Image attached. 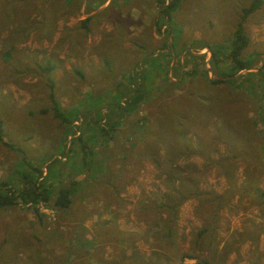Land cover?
I'll list each match as a JSON object with an SVG mask.
<instances>
[{"label":"rangeland","instance_id":"1","mask_svg":"<svg viewBox=\"0 0 264 264\" xmlns=\"http://www.w3.org/2000/svg\"><path fill=\"white\" fill-rule=\"evenodd\" d=\"M30 1L33 5L29 2L26 14L18 20L13 11L18 13L22 0H0V180L19 183L17 175L22 169L31 178L37 177L28 163L41 168L39 180L46 174L44 165L55 157L53 163L57 165L52 176L43 180V186H56L57 178L64 186L72 179L75 186L69 193L72 201L67 209L53 207L50 201L33 207L17 201L0 208V264H264V229L256 228L264 227V205L253 202V160L247 154L221 160L226 156V145L203 136L202 149L217 163L206 161L205 154L198 152L186 157L180 154L174 160L177 166L185 167L182 172L172 173L194 175L198 190L207 195L183 199L173 224L167 220L173 236L162 240L159 235L167 213L155 212L150 205L167 189L163 183L165 172L158 175L157 168L138 152L142 130L150 119L162 112L167 116L163 118L169 119L164 112L171 110L167 103L174 95L184 94L189 104H171V112L177 114L187 112L193 116L190 104H203L205 114L207 105H212L214 112L228 108L224 85L214 90L206 81L219 78L210 70L209 59L211 52L216 54L217 67L225 68L221 56L228 51L240 9L250 0H179L166 19L157 16L155 0L137 4L114 0L97 10L92 28L88 16L86 30L80 25L82 18L91 13V0ZM128 10L130 16L125 13ZM145 13L152 21L155 18L154 26L159 24V31L154 37L145 34L141 37L144 45H139L130 34L135 27L131 20L135 16L141 19ZM243 27L248 43L241 56L250 65L236 74L255 72V79L252 75L249 81L235 82L231 88L240 90L247 114L262 125L264 0L246 15ZM103 29L110 33L102 35ZM99 36L105 44L96 47L93 40L98 41ZM91 50L103 53L102 58L95 53L98 63L91 61ZM137 52L141 53L136 56ZM258 54L259 58H253ZM136 59L143 63L138 69L144 74L133 73L129 84L135 86L142 79L147 98L118 117L109 139L93 122L95 107L103 103L97 107L98 116L109 108L117 109L116 103L122 97L113 96L108 85H113ZM46 60L53 65L49 73L54 81L52 93L68 123L60 125L50 111V89L39 68ZM204 92H211L212 97H204ZM247 96L252 100L248 101ZM38 109L47 111L39 113ZM88 120L91 122L86 123ZM167 122L160 124L159 134L168 138L171 126ZM221 122L238 136L234 124L225 118ZM216 123L218 119L211 116L206 130L212 132L214 126H221ZM198 131L187 132L192 147L197 143ZM231 133L228 135L233 142ZM151 134L154 136L155 130ZM247 135L249 138L253 133ZM77 136L87 146L85 153H81ZM258 145V138L251 137L249 146L264 162ZM62 147L65 155L59 153ZM162 148L159 146V150ZM256 166L261 167L259 163ZM191 167L200 173L193 174L195 169ZM255 184L264 190V167ZM231 188L214 217H209L214 207L209 196ZM201 228L206 231L197 242L195 236ZM254 233L258 235L253 242Z\"/></svg>","mask_w":264,"mask_h":264},{"label":"trees","instance_id":"2","mask_svg":"<svg viewBox=\"0 0 264 264\" xmlns=\"http://www.w3.org/2000/svg\"><path fill=\"white\" fill-rule=\"evenodd\" d=\"M179 0H155V3L158 6V12L157 16L160 15L161 17H164V19L168 18L170 15V12L174 9V6ZM32 2L30 0H22V8L18 9V13L15 14L13 11V17L24 16L27 12V9L30 7ZM263 0H250L249 4L246 7H242L240 9V16L239 20L236 23V26L232 33V38L229 42L228 51L225 56H221L222 61L225 63V68H219L217 67L218 60L216 59L217 55L213 54L211 52V56L209 59V66L210 70L212 72H215L217 75H219V78L217 79H210L206 78L207 83L215 90V87L218 85H224L223 89L225 91L224 96L225 98H228L229 100H226L228 102L227 109L219 110L218 112H214V109L212 105H207L208 107V113L205 114V110L203 107V104H197V106H192L190 104V110L193 113V116H190L185 112L184 114H177L171 112L174 105L171 107V104H175L177 102H181L182 104L189 105L188 102L186 103L184 94L174 95L171 98H169V101L167 105L170 107V111L164 112L165 114L169 115V119L166 120L163 117V112L152 117L150 119V123L148 122L147 128L143 131V138L140 142V148L138 149V152H140L142 157L148 158V160L157 168L158 175L160 172H165L163 183H165L167 189L163 191L159 198L154 201V205L151 203L150 207L153 209V211L157 212H166V216L163 219V224L161 226V235H159V238L163 240V237H171L173 236V228L171 225L167 223V220H169L173 224L174 218H176L178 205L181 203V201L185 198L195 196L196 198L200 199V197H203V195H207L206 192L198 190L197 188V182L194 178V175H189L188 173H183L181 175L174 174L172 172H182L183 168L185 166H177L175 164V159L179 157L180 154H182L183 157H186L190 155L193 152H198L201 154H205V159L208 162H218L217 160H214L208 156V154L205 152L204 149H202V145L200 142V139L204 136L209 140L212 141H221L223 142L225 147V153L226 156L222 157L221 160L226 159H234L240 156L248 155L251 160H253V187L251 188V193H253V202H256L257 204L264 205V190L260 189L256 186V176L258 173L261 172L262 168L264 167V162L260 161L259 156L256 153V150H253L249 146L251 137L256 139L258 138V150L264 153V123L260 125L259 121H253V118L247 114V109L245 107V101L243 100V97H239L240 90H233L231 88L232 84L235 82H246L249 81L252 78L255 79V72L254 74L250 71H247L243 74H236L237 71L241 69L247 68L250 64L245 61L244 58L241 56L242 50L245 48V46L248 43V38L244 33V27H243V21L247 14L257 9ZM0 19H3L2 16H0ZM89 17L84 18L81 21V27H83L84 30L87 28V22ZM154 23L156 20H153ZM156 31H159V24L155 25ZM204 46V45H203ZM202 46V47H203ZM258 55H253V58H259ZM140 60L136 59L130 63L128 68H125L121 72V76L118 77L114 82L113 85H108V88L113 90V96L115 97H122L121 102H117L116 106L117 109L114 111L113 108H109V104H104L106 108H109L110 110L104 111V113H101V116H98L96 113L100 109L97 108L100 105H103L101 103L100 105H96V110L94 113V120L93 122L96 123V127L101 129V134H105L104 137L107 135V137L110 139L113 137L112 134H114L113 131V125L119 121L118 117L123 116V114H128L129 112L133 111L138 104L145 101L147 98L146 90L144 87L143 80H139L138 84L134 86L133 84H129V81L132 79V74H144V70L138 69ZM53 65L52 63H49L47 60L45 63L39 67L44 73L45 78L47 81V84L49 86V93L48 98L50 100V111L52 112V115L54 118H57L59 120V124L61 123H68L69 120L66 118L64 113L60 110V107L58 105L57 100L54 98V95L52 93V86L54 84V81L49 76L50 70L52 69ZM261 67H264V61L261 65ZM144 68V67H143ZM142 69V68H141ZM258 72V71H257ZM256 72V73H257ZM126 76H125V75ZM259 75V74H258ZM138 76V75H137ZM234 76V77H233ZM139 77V76H138ZM141 78V76L139 77ZM130 79V80H129ZM127 80V83H126ZM125 82V83H123ZM132 86V87H130ZM218 91V90H217ZM205 93V92H204ZM202 93L204 97L209 98L212 97L211 92L208 93ZM218 93V92H216ZM190 93L187 92L186 96H189ZM248 101L252 100V96L248 97ZM102 99V98H100ZM257 99V98H256ZM240 100V101H239ZM211 101V100H210ZM208 101V103L210 102ZM235 101V102H234ZM207 103V104H208ZM95 104V103H94ZM93 104V105H94ZM49 110V109H48ZM47 109H38L39 113L46 112ZM114 111V112H112ZM172 113V114H171ZM198 113V115L195 116V114ZM211 116H215L218 119V123L215 125H218L220 127L215 128L214 131L210 132L207 131V125L209 122V118ZM167 117V116H166ZM91 118V117H90ZM223 118H225L226 122L234 124L235 127H237L238 136L244 132L245 135L243 136H237L235 137L230 130L225 126V124L222 126ZM164 121H168L167 125L171 126L168 128V133H170L169 137H162L160 132V124ZM235 120V121H234ZM102 121V123L99 125L98 122ZM91 120L86 121V123H90ZM190 129H196L199 135H196V141L197 145L196 148H193L191 146V141L187 135V132ZM109 130V131H108ZM155 130V135L152 131ZM77 130H75L76 132ZM249 132L253 133V136L248 138ZM228 133H231L234 136V141L230 142V138ZM0 136H1V121H0ZM106 137V138H107ZM218 138V139H216ZM74 138H70V141H72ZM1 140V137H0ZM75 140L77 143H80V150L81 153H85L87 151V146L84 145V142L82 141V138L80 136L75 137ZM2 141V140H1ZM138 142V139L136 140ZM137 145V144H136ZM234 145H241L240 150L235 148ZM159 146H162L163 148L159 150ZM136 147V146H135ZM245 148H247L249 151H247ZM141 149V151H140ZM64 150V147H62V151L59 153L62 154ZM66 151L68 148L65 149ZM67 153V152H66ZM65 155V154H62ZM83 157H81V162H83ZM57 158H52L48 162L49 164H45V170L46 174L42 176L39 180H37L38 177L41 176V168L37 167L36 165L28 163V167L31 169H34V174L37 177H30V173H27L25 169L18 171V177L19 183H10L6 182V180H0V208H4L10 205H13L17 201L22 202L23 204H29V206H34L38 202L47 204L48 201H50V205L53 207H56L58 209H67L71 204V196H69V193L73 186H75V182L72 179H68L66 182V186L60 182V179L57 178L56 186L47 185L43 186V180L45 178H49L52 176V173L54 172L55 165L57 163H53L54 160ZM119 160V157L117 158ZM26 163V162H24ZM260 164L261 167L257 168L256 164ZM163 164V166L161 165ZM53 166V167H52ZM190 168V166L186 165ZM195 169L196 173H200L199 170H197L195 167H191ZM178 178L176 180L175 178ZM255 180V181H254ZM233 188L225 191L223 194L219 195H210V201L213 202L214 207L210 209L209 211V217L213 218L215 214V209L219 206V203H224L229 194ZM202 200L200 201V203ZM147 205V203L144 205V207ZM148 206V205H147ZM146 206V207H147ZM253 227H256L253 225ZM257 229H264V227H256ZM206 231V228H201L197 231V234L195 236V240L199 242L200 234L204 233ZM262 231V230H261ZM258 235V234H257ZM256 233L253 235V242L257 237Z\"/></svg>","mask_w":264,"mask_h":264},{"label":"crops","instance_id":"3","mask_svg":"<svg viewBox=\"0 0 264 264\" xmlns=\"http://www.w3.org/2000/svg\"><path fill=\"white\" fill-rule=\"evenodd\" d=\"M114 0H91V13L88 12L87 16H84V14H82L83 18H86L88 16L91 15V28L93 27L92 26V21L94 19V17H96V15H98V11H101L102 8L106 7L108 4H111ZM140 1H143L145 3L148 2V0H132V4H137L139 3ZM123 3V1H122ZM131 3L128 4V5H132ZM124 6V4H122V7ZM137 7H140L139 5H136ZM156 6V5H155ZM157 7V6H156ZM156 7H153V9H156ZM149 10H150V7H148ZM137 10L136 9H133V12L135 13ZM139 12V11H138ZM138 12H137V15H138ZM125 13H127L128 15L131 14V10L129 11H125ZM130 16V15H129ZM152 16V15H151ZM150 17V15H149ZM133 18V17H132ZM155 20V18H154ZM131 23H133V25L135 26L134 29H130V34L132 37H134V41H136V44H139V45H142L143 43L141 42L142 41V38L143 36H145V34L148 36V37H154L153 35L155 34L156 31V28L154 26V21H152V18H148L147 16V13H145V16H143L141 19L137 16H135V18H133L131 20ZM80 24V23H79ZM132 27V26H131ZM145 31V33H143ZM91 32H92V29H91ZM102 35H107L110 33V31L106 30V29H103L102 31ZM130 34L126 35V36H129ZM92 38V37H91ZM95 38V37H93ZM98 41L94 42L95 40H93V44H95V46L97 47V45H100L102 43L105 44V42H102L100 41L101 39L103 40V38H97ZM129 40V39H128ZM128 40H124V41H128ZM139 40V41H138ZM91 42H92V39H91ZM145 43V42H144ZM144 45V44H143ZM95 51L91 50V61L93 60L96 61L98 63V60H97V55L98 53H96ZM138 53H141V52H137L136 56H138ZM154 54L151 53V56H153ZM99 58H102L103 57V53L102 54H98ZM106 56V55H105ZM208 56V55H207ZM109 57V56H108ZM141 57V56H140ZM205 58H206V53H205ZM140 65L138 66H141L143 63H141V61L139 62ZM143 68V67H142ZM91 81H93V79L91 78Z\"/></svg>","mask_w":264,"mask_h":264}]
</instances>
